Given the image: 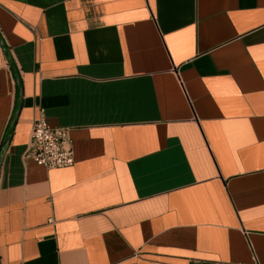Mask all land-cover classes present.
Wrapping results in <instances>:
<instances>
[{
  "label": "crops",
  "instance_id": "1",
  "mask_svg": "<svg viewBox=\"0 0 264 264\" xmlns=\"http://www.w3.org/2000/svg\"><path fill=\"white\" fill-rule=\"evenodd\" d=\"M10 60L0 264H264V0H0V148Z\"/></svg>",
  "mask_w": 264,
  "mask_h": 264
},
{
  "label": "built area",
  "instance_id": "2",
  "mask_svg": "<svg viewBox=\"0 0 264 264\" xmlns=\"http://www.w3.org/2000/svg\"><path fill=\"white\" fill-rule=\"evenodd\" d=\"M26 158L50 171L74 167V150L69 131L51 127L43 109L33 122Z\"/></svg>",
  "mask_w": 264,
  "mask_h": 264
},
{
  "label": "water",
  "instance_id": "3",
  "mask_svg": "<svg viewBox=\"0 0 264 264\" xmlns=\"http://www.w3.org/2000/svg\"><path fill=\"white\" fill-rule=\"evenodd\" d=\"M10 63H11V66L13 67V69H14V72H15V76H16V80H17V84H18V90H19V97H18L17 110H16V112L14 114L13 120H12V122L10 124L9 129H8V133L6 135V138H5L3 144H2V146L0 148V168H1V164H2V159L4 157V154H5L6 150H7L9 142L11 140V137H12V134H13V130H14V126H15L16 121L18 119L19 110H20V107H21V100H22V96H23L22 82H21L19 73L16 70V68L13 66L11 60H10Z\"/></svg>",
  "mask_w": 264,
  "mask_h": 264
}]
</instances>
